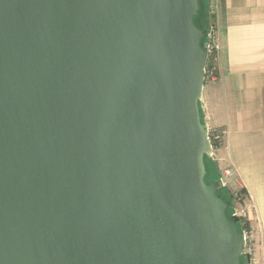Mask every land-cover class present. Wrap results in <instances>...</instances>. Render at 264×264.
Listing matches in <instances>:
<instances>
[{
  "label": "water",
  "instance_id": "obj_1",
  "mask_svg": "<svg viewBox=\"0 0 264 264\" xmlns=\"http://www.w3.org/2000/svg\"><path fill=\"white\" fill-rule=\"evenodd\" d=\"M198 0H0V264H240L199 100Z\"/></svg>",
  "mask_w": 264,
  "mask_h": 264
},
{
  "label": "crops",
  "instance_id": "obj_2",
  "mask_svg": "<svg viewBox=\"0 0 264 264\" xmlns=\"http://www.w3.org/2000/svg\"><path fill=\"white\" fill-rule=\"evenodd\" d=\"M217 80L204 81L199 107L208 128L225 130L214 159L234 170L241 215L264 264V0H210ZM238 186V185H237Z\"/></svg>",
  "mask_w": 264,
  "mask_h": 264
},
{
  "label": "built area",
  "instance_id": "obj_3",
  "mask_svg": "<svg viewBox=\"0 0 264 264\" xmlns=\"http://www.w3.org/2000/svg\"><path fill=\"white\" fill-rule=\"evenodd\" d=\"M203 47L207 49V61L204 68V81H215L217 80V74H218V66H217V60H218V53H217V42L215 38V28L214 25L210 22L208 25V28L205 30V35L203 37ZM207 128V135L209 142L212 147V153L211 157H214L216 150L220 146V144L223 141V138L225 136V130L222 129H216V128ZM234 175V170L230 167L221 168L218 174V181L220 182V188H224L228 190L231 194V200L230 202V209H231V215L236 217H242L241 210H240V203L239 200L241 199V193L239 192V189L241 187L240 184L235 185L232 178ZM242 201V199H241ZM238 203V207L232 206V203L235 204ZM245 235V242L247 238V233L245 230H242Z\"/></svg>",
  "mask_w": 264,
  "mask_h": 264
},
{
  "label": "trees",
  "instance_id": "obj_4",
  "mask_svg": "<svg viewBox=\"0 0 264 264\" xmlns=\"http://www.w3.org/2000/svg\"><path fill=\"white\" fill-rule=\"evenodd\" d=\"M209 1L210 0H198V11H197V14L193 17L194 23L198 26H201L204 30L208 28V25L211 19ZM200 115H201V111H200ZM201 120H202V116H201ZM209 158H210L209 156L204 157V164L206 168V174H205L206 181H211V180L218 178L216 174L214 177H211V178L209 177L210 176V168H209L210 165L207 161ZM217 194H219L224 200H228V201L231 200L230 192L224 188L218 189ZM226 214L228 216H231L230 206L227 208ZM242 224L248 228V223L243 218L237 217L236 225L239 230H243ZM243 259H244V256L242 255L240 257V264H243Z\"/></svg>",
  "mask_w": 264,
  "mask_h": 264
},
{
  "label": "rangeland",
  "instance_id": "obj_5",
  "mask_svg": "<svg viewBox=\"0 0 264 264\" xmlns=\"http://www.w3.org/2000/svg\"><path fill=\"white\" fill-rule=\"evenodd\" d=\"M210 22H211V19H210ZM214 28H215V26H214ZM217 66H218V60H217ZM209 157L210 158L207 161L210 165V167H209L210 168V176L209 177L211 178V177H214L215 174L218 176L220 170L218 171V166L216 164L214 157H211V156H209ZM242 198H243V196H241V199ZM241 199L239 200L240 204L242 202ZM232 206L238 207L239 205H238V203L235 202V204L232 203ZM242 227L245 230V232L247 233V238H246L245 247H244V251H243L244 252L243 253V256H244L243 264H253L255 240L251 235L249 226L247 228L245 225L242 224Z\"/></svg>",
  "mask_w": 264,
  "mask_h": 264
}]
</instances>
